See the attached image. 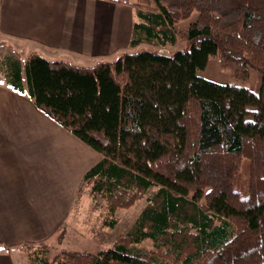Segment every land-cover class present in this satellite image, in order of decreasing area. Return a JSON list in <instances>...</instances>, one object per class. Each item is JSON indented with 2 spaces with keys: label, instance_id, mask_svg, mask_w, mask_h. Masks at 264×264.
<instances>
[{
  "label": "trees",
  "instance_id": "16d2710c",
  "mask_svg": "<svg viewBox=\"0 0 264 264\" xmlns=\"http://www.w3.org/2000/svg\"><path fill=\"white\" fill-rule=\"evenodd\" d=\"M136 6L130 46L155 50L92 66L35 53L24 68L10 57L4 63L11 88L102 156L83 185L102 197L111 218L147 195L133 228L111 248L65 252L52 264H264V0ZM194 10L197 19L180 28ZM178 43L186 48L161 52ZM212 56L238 80L258 70L259 93L199 77ZM246 158L243 197L235 180ZM146 240L152 248L141 246ZM44 243H26L31 264H50L31 251Z\"/></svg>",
  "mask_w": 264,
  "mask_h": 264
},
{
  "label": "crops",
  "instance_id": "0c3cea01",
  "mask_svg": "<svg viewBox=\"0 0 264 264\" xmlns=\"http://www.w3.org/2000/svg\"><path fill=\"white\" fill-rule=\"evenodd\" d=\"M141 1L0 0V49L78 66L112 61L130 46ZM101 159L0 76V264H31L26 243L61 230Z\"/></svg>",
  "mask_w": 264,
  "mask_h": 264
},
{
  "label": "rangeland",
  "instance_id": "374dc122",
  "mask_svg": "<svg viewBox=\"0 0 264 264\" xmlns=\"http://www.w3.org/2000/svg\"><path fill=\"white\" fill-rule=\"evenodd\" d=\"M197 17L198 11L194 10L188 18L179 23L180 28H188ZM2 44L5 43L0 42V45ZM180 48H186V44L178 43L175 46L161 50V52L170 53ZM155 49V46L152 44L142 43L135 48L129 46L125 52H140L143 50ZM33 52L34 50L32 49L23 53L11 45L6 49H0V76L4 77L5 75L3 67L5 66V60L9 57L11 61H19L22 68H24L25 63ZM118 57L109 58L108 60H114ZM57 59H62V57ZM197 75L218 84L245 86L256 94L259 93L262 83V74L255 69H250V77L247 81L236 79L230 70L221 65L220 59L217 56L210 57L205 69L198 70ZM24 79L26 83L25 75ZM248 178L249 159L246 158L243 160L242 167L237 173L235 180V186L243 197H246L248 194ZM146 204L147 195H143L132 207L118 210L115 216L111 218L106 211V203L102 197L98 194L92 193L90 187L83 185L82 190L79 192L73 203V210L66 224L61 227L59 232L54 233L51 238L46 240L44 245L31 249V251H33V255L37 254L41 255V257L47 254L45 257L48 259V262L52 264V261L56 256L65 252L96 254L101 250L111 248L121 234H124L133 228ZM115 217L117 219L116 225L113 227L107 226L106 221L115 219ZM141 246L149 249L153 247V243L151 240H146ZM35 261L41 262L40 259H36Z\"/></svg>",
  "mask_w": 264,
  "mask_h": 264
}]
</instances>
